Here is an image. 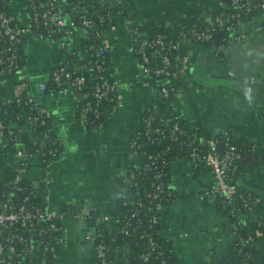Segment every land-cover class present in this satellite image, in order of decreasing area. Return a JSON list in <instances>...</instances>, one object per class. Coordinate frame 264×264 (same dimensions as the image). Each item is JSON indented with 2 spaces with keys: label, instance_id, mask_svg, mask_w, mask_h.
I'll use <instances>...</instances> for the list:
<instances>
[{
  "label": "crops",
  "instance_id": "0c3cea01",
  "mask_svg": "<svg viewBox=\"0 0 264 264\" xmlns=\"http://www.w3.org/2000/svg\"><path fill=\"white\" fill-rule=\"evenodd\" d=\"M8 3L15 24L28 23L27 0ZM224 3L225 0H127L125 13L116 15L114 23L104 30L110 50V73L119 81L121 100L99 131H90L78 120L74 91L39 87L40 82L49 79L59 59L68 54H76V60L83 57L77 34L60 42L31 36L25 45L24 69H0V102L14 100L16 83L26 76L64 149L49 164V173L36 162L25 175L34 180L49 177V181H43L48 207L64 213V239L54 254V264H99L94 250L95 229L85 216L109 215L112 234L119 228L114 219L119 212L123 178L127 169L139 164L129 149L130 138L141 125L142 107L156 93L154 83L143 85L136 76L140 63L130 47L133 28L140 27L149 34L141 25L153 21L173 34L186 16L205 20ZM233 31L240 36L229 43L224 58L214 45L181 42L178 52L191 62L172 103L182 118L198 123L208 132L227 130L239 142L262 145V149L246 153L231 170L236 182L255 190L263 200L243 216L244 224L249 225L264 207V10L238 23ZM68 48L77 50L70 53ZM5 139L6 134L0 131V144ZM17 160L15 152L4 151L0 145L1 173ZM213 182L209 167L193 171L186 157L170 163L168 184L176 197L164 209L158 230L170 243L173 260L168 264H217L230 254L239 238L234 222L217 198L202 197ZM256 242L261 247L264 237L259 236ZM124 247L120 264H133L126 257L129 247Z\"/></svg>",
  "mask_w": 264,
  "mask_h": 264
},
{
  "label": "built area",
  "instance_id": "2783aa9c",
  "mask_svg": "<svg viewBox=\"0 0 264 264\" xmlns=\"http://www.w3.org/2000/svg\"><path fill=\"white\" fill-rule=\"evenodd\" d=\"M83 1L27 0L29 19L25 25L15 24L12 11L0 10V37L18 43L24 39L27 41L31 36L60 42V39L77 34L81 39L79 52L83 57L73 65L68 59H59L53 66L49 79L40 82L39 87L43 90L74 91L78 120L90 131H99L109 122L113 108L121 100L119 81L110 73V50L104 30L107 25L114 23L116 15L125 13V10L121 6L114 14L109 11L99 12ZM232 7L234 10L227 11ZM252 10L263 11L264 0H228L220 9L209 13L205 20L197 19L204 25L193 23L186 26V16L180 24L184 27L177 35L159 32L150 36L143 33L140 27L133 28L130 47L140 63L136 76L143 85L154 83L156 93L150 102L142 107V124L130 138L129 149L137 156L139 164L126 170L120 199L123 204H135L137 209L123 214L122 217L118 212L114 220L122 232L129 233L132 219L137 216L138 208L144 205L145 200L155 207L151 215V225L162 220L164 209L176 197V193L168 184V167L175 158L186 157L191 161V170L197 171L202 167L212 170L214 182L204 191L202 197L215 196L220 205L229 206L230 212L237 214L238 222H234V231L239 234L237 240L240 239L243 216L255 210L258 203H255L251 193L245 195L239 191L231 170L246 153L258 151L262 149V145L257 142L240 143L227 130L211 132L206 137L204 133L207 131L198 123L192 124L185 119L182 121L175 118L167 124L169 121L166 122L165 113L158 117L154 112L159 105L157 98L168 100L182 87L191 62L184 55H178L177 60H174L171 52L179 51L183 40L200 43L212 41L216 51L224 58L229 43L240 36L234 33L235 26ZM217 32L226 35V39L216 37ZM67 50L74 53L77 48ZM150 50L156 51L161 59L160 63H155ZM89 55L93 57L87 60ZM25 66L26 62L20 65L16 46L0 47V69L22 70ZM177 78L183 81L179 87L170 82V79ZM32 86L30 79L21 76L16 83L14 100L18 104L31 105L35 111L25 116L29 121V131L39 140L36 150L32 152L21 141L19 133H13L11 129L0 144L3 150L11 145V151L18 156L13 166V177L6 182L9 191L0 195V264H54V254L64 239L61 224L64 213L48 207L46 189L43 187L49 177L34 180L25 176L36 162L49 173V164L64 152L57 134L51 135L47 131L35 132L37 123L40 120L42 124L45 123L48 116L42 111ZM110 102L112 105L108 106ZM173 107L175 108L174 104ZM40 115L43 118L39 119ZM6 127L8 125L6 126L0 118V131H4ZM167 139L175 144L165 143ZM151 144L157 145L158 148L155 151H147V146ZM136 168L153 171L150 187L142 188L138 177L140 172ZM35 196L42 199L41 203L32 201ZM239 197L240 204L237 203ZM263 213L264 207L258 216L259 223H264L260 220ZM84 219L88 223H95L94 250L99 264H111L114 260L108 256L110 244L104 241L105 230L112 220L111 217L87 215ZM138 222H141L140 218ZM256 236L264 237V232H258L257 235L249 233L246 241L256 243ZM141 237L146 242L145 249L139 254L141 261L157 259L159 264L169 263V256L165 254L152 231L143 233ZM127 255H130L129 252ZM217 264L229 263L222 260Z\"/></svg>",
  "mask_w": 264,
  "mask_h": 264
},
{
  "label": "trees",
  "instance_id": "16d2710c",
  "mask_svg": "<svg viewBox=\"0 0 264 264\" xmlns=\"http://www.w3.org/2000/svg\"><path fill=\"white\" fill-rule=\"evenodd\" d=\"M9 0H0V10H6L7 12H10V8L8 5ZM228 2V0H225V2ZM85 4L87 3V6L96 8L99 12H111L115 13L117 9H119L121 6L124 7V10H127V2H122V3H114L109 0H84L83 1ZM234 10V8H230L227 11ZM258 10H252L250 13L246 14L244 16L243 20L250 19L254 14L258 13ZM193 23H198L201 25H204L201 21H198L194 17H188L186 20V26H191ZM185 26V27H186ZM142 28L148 29V33L150 36L155 35L156 33L162 32V33H167L162 26H159L157 23L153 21H147L143 22L141 25ZM184 26L179 25L176 30L174 31V35L178 34V31L183 28ZM168 34V33H167ZM219 37L221 40L226 39V35H221L219 32L216 33V37ZM85 41V39H84ZM204 44L208 45H214V42L212 41H207V42H202ZM5 45H13L16 46L18 49L19 57H20V65L25 64L26 62V52H25V45L26 41L25 39L18 43V42H13L9 40H5L2 37H0V47L5 46ZM215 46V45H214ZM150 55L154 59L155 63H160L161 59L156 53L155 50H150ZM180 55L178 51H172L171 56L174 60H177V56ZM225 55V53H224ZM92 55H89L87 57V60L92 58ZM76 54H68L66 55L65 59H68L69 63L73 65V63L76 61ZM175 62V61H174ZM70 65V67H71ZM171 84L176 85L179 87L182 85V80L180 79H170ZM174 94L171 95V98L168 100L166 98H157L158 102V109L157 111L155 110L154 114L157 115L158 117L161 116L163 113L166 116V122L169 121L170 124L173 119L178 118L184 120L177 110L173 107L172 101H173ZM108 106L112 105V102L108 103ZM35 113V111L32 109L31 105L29 104H18L15 100H12L10 102H0V118L3 119L6 127L4 129L5 134L10 133V129L13 130V133H19V136H21V141L27 145V147L30 148V150L33 152L36 150L38 146V139L35 137L36 135L32 132L29 131L28 129V122L26 119V115L30 113ZM43 118L42 115H40L41 119ZM51 118L46 117L45 118V123H41V120L37 123L35 132L39 133H44V132H49L51 135H56V133L53 131L51 128ZM142 124V122H141ZM166 124V125H167ZM211 134V132H205L204 135L208 137ZM183 135L181 136V138ZM172 143V145L175 144V142H172L171 140L167 139L165 143ZM239 142V141H238ZM242 143V142H240ZM162 146V145H161ZM160 147V146H159ZM158 148L157 145L151 144L147 146V151H155ZM5 151H11L12 147L11 145L7 146L4 148ZM137 171L140 173L138 174L139 180L142 183V188L145 187H150V181L151 177L153 174V171H145L143 168H136ZM169 170V167H168ZM13 167L9 168L5 173L0 172V195H2L4 192L9 191V187L7 185V181L13 177ZM236 182V181H235ZM238 185V189L240 192L245 193H251L252 197L254 198L255 203L261 204L262 197H260V194H258L255 190L253 189H248L236 182ZM32 201L34 203H41L42 199L39 198L38 196L33 197ZM237 203L240 204V197L237 200ZM222 206V205H221ZM223 207V206H222ZM137 207L135 204H123L121 199L119 203V215L122 217L123 214L127 212H133ZM223 210L226 211L230 217V220L233 222H238V217L237 214H234L233 212H230V207L225 206L223 207ZM155 211V207L152 203L148 202L145 200L144 205L140 206L138 208V213L135 218L132 219V223L129 228V233H124L121 230H116L114 234H112L109 226H107L105 230V237L104 241L108 244H110V248L108 250V256L109 258H112L114 261H112L111 264H120L121 257H123L124 254V246L127 245L129 247V256L127 255V260L130 263L133 264H147V263H159L157 259H152L149 262H144L141 261L139 258L140 252H142L145 247H146V242L141 235L145 232L152 231L154 237L159 241L162 249L164 250L165 254L169 256L168 262L171 263L173 260V255L172 251L170 248V243L167 242L165 239H163L159 235V223H153L151 225V215ZM95 217L96 215H92ZM138 218H140L141 222H138ZM259 218V217H258ZM258 218L256 219L255 222L252 224H242L240 226V239L235 241L231 252L228 256H226L223 260L228 262L229 264H244V262H247V264H264V244L261 247H258L255 242H250L246 241V238L249 233L257 235L258 232H264V223H259ZM260 220L264 222V213L260 217ZM122 224V222H121ZM96 228L94 225L95 223L91 224ZM258 237L256 236V240ZM244 241V242H243ZM51 257V255H50Z\"/></svg>",
  "mask_w": 264,
  "mask_h": 264
},
{
  "label": "water",
  "instance_id": "95a60500",
  "mask_svg": "<svg viewBox=\"0 0 264 264\" xmlns=\"http://www.w3.org/2000/svg\"><path fill=\"white\" fill-rule=\"evenodd\" d=\"M253 154V153H252ZM255 154V153H254ZM256 155V154H255Z\"/></svg>",
  "mask_w": 264,
  "mask_h": 264
}]
</instances>
